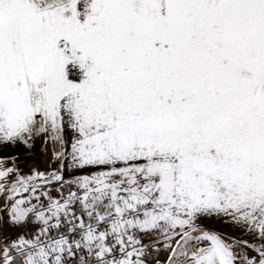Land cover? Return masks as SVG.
Listing matches in <instances>:
<instances>
[{"label": "snow or ice", "instance_id": "snow-or-ice-1", "mask_svg": "<svg viewBox=\"0 0 264 264\" xmlns=\"http://www.w3.org/2000/svg\"><path fill=\"white\" fill-rule=\"evenodd\" d=\"M38 136L93 171L0 158L10 224L40 225L0 264H148L161 243L166 264H264V0H0V150ZM37 180L77 191L45 206ZM213 216L257 242L199 226Z\"/></svg>", "mask_w": 264, "mask_h": 264}, {"label": "crops", "instance_id": "crops-1", "mask_svg": "<svg viewBox=\"0 0 264 264\" xmlns=\"http://www.w3.org/2000/svg\"><path fill=\"white\" fill-rule=\"evenodd\" d=\"M47 140L48 139H46V137L38 136V137L33 138L29 142V144L10 145L7 148L0 150V158H3L6 160L9 158L22 155L27 151L34 150L39 154L40 157L42 155L45 159V156L43 155V153H47V152L53 153V151L55 150L54 148H52V145H51L52 143L50 141H49L50 143H47ZM40 159L42 161V158ZM39 164H40V161L34 171L39 172ZM62 164L64 165L63 168L61 167ZM53 170L61 174L64 178V181H73L79 176L90 175L92 174V171H93L92 169L69 168L67 166V161L65 160H59V162L53 166ZM36 183L41 185V188L38 189L36 195H40V200L44 199L45 196L41 195V192H47V189L45 188V183L42 180H37ZM30 195L31 193L21 194V196L24 198H27ZM36 202L37 201L35 199H32L33 204H35ZM8 206H9V201L7 199V193H5L4 195H0V227L2 231L7 236H9L12 240H16L21 235L25 236L27 239H33L34 234H36L39 231L40 225L37 223H34L33 222L34 218L31 216L29 217L28 222L26 224H23L20 226L11 225L9 222V216H8V211H7ZM198 224L201 228L208 230V231L217 232L221 234L222 236H224L226 239L234 238L240 241L257 242L254 240V237L250 234H247L245 230L235 227L232 223L220 217L213 216V217L201 218L198 220ZM228 241L232 242V240L230 239ZM240 245L243 246V244H240ZM246 249L249 250L248 248ZM250 251L252 250L250 249ZM167 256H168V252H167Z\"/></svg>", "mask_w": 264, "mask_h": 264}, {"label": "rangeland", "instance_id": "rangeland-1", "mask_svg": "<svg viewBox=\"0 0 264 264\" xmlns=\"http://www.w3.org/2000/svg\"><path fill=\"white\" fill-rule=\"evenodd\" d=\"M49 141L51 142V140L48 139L47 140V143H50ZM51 145H52V148H54L53 147V144H51ZM56 147H59V145H56ZM54 151H53V153H54ZM53 153H50V152L43 153V155L45 156V159H44V157L42 155H41V157L39 156L40 158H42V161H41V159L39 160L40 161V164H39V172L42 171L46 175H49L52 172H55V170H53V166L55 164H57L59 162V160L54 158ZM47 172H49V173H47ZM45 188L47 189L48 195H50L53 199H60L61 198V192L66 197L69 190H71V191H77L76 186L74 184H72L71 185V188L69 189V185L67 183L63 184V187H62L61 183H58V182H53L51 184H45ZM44 199L48 200V197L45 196ZM41 200H43V199H41ZM74 210L76 211V215L77 216H80L81 213L79 211V205H75L74 206ZM83 219L86 220V219H88V217L86 215H84L83 216ZM137 237L140 240H142V242L144 244H146V245L152 243L156 239L154 236H151V235H143V234H139V233L137 234ZM228 242H230V241H228ZM158 247L160 248L159 253L153 251L152 249H149V251L151 252V256L150 257H146V260H147L148 264H156V260L157 259L160 261V264H166V261H167V251H165L163 249V244L162 243L159 244ZM241 248H243V250L245 252H247V254L249 256L250 255H252V256H255L256 255V253L254 251H250V249L247 250L242 245H239L237 247V251H239Z\"/></svg>", "mask_w": 264, "mask_h": 264}, {"label": "built area", "instance_id": "built-area-1", "mask_svg": "<svg viewBox=\"0 0 264 264\" xmlns=\"http://www.w3.org/2000/svg\"><path fill=\"white\" fill-rule=\"evenodd\" d=\"M39 160H40L39 154L34 150H30V151L25 152L22 155L6 159V166L17 168L19 170V173L21 176L27 177L34 172L36 166L39 163ZM7 179L9 182H13L15 180V173H9V176ZM40 202L43 203L45 206H47V204H48V200H46V199L40 200ZM84 221L87 222L88 219H86ZM101 230H103V229H101ZM59 233H63L65 235H68L71 239H79V230H77V232L74 234L68 233L67 232V225L61 227L59 229ZM50 235L52 237H56L58 235L57 230H55V229L52 230ZM5 238H7V239H5ZM42 239H47V237H42ZM11 240L12 239L9 236H7L2 231V229L0 227V246H3L5 243H7L8 241H11Z\"/></svg>", "mask_w": 264, "mask_h": 264}]
</instances>
